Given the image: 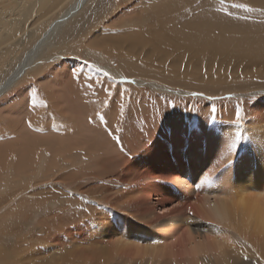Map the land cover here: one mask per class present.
I'll list each match as a JSON object with an SVG mask.
<instances>
[{"label":"rangeland","instance_id":"obj_1","mask_svg":"<svg viewBox=\"0 0 264 264\" xmlns=\"http://www.w3.org/2000/svg\"><path fill=\"white\" fill-rule=\"evenodd\" d=\"M24 1H26L24 3L25 5L20 7L21 5L16 4V0H0V20L6 23L8 19H10L12 20V24H18V26H20L17 32L12 30V33L15 34V37L12 39L15 46L9 48L6 46L0 49V87L15 73L17 66L27 59L26 55L28 52L33 49L36 43L44 36L49 28L48 24L53 22L52 16H55L54 20L58 19L61 12H63L70 3L63 5L61 7L63 11L61 10V12H59L57 10L54 12L56 15L52 14L50 18L45 17L46 14L39 11L40 9L37 7L36 11L33 9L34 12L28 15L30 19L25 14V7L28 6V0H23V2ZM93 1H91L93 2L92 5L91 2L89 3L91 6L88 4V8L85 7V9L82 10V12H87L88 14L80 12L76 16L79 22H77L78 20L75 18V20L73 19L72 21L74 25L69 21V23H67L69 27L67 25L65 28L63 27L56 38L49 43L50 45H46L40 50L36 66L32 68V70L30 68L22 73L23 76L21 75L17 79L13 88L11 87L0 95V244L3 245V247H7L9 244L15 245L18 256H23L24 258L23 264H30L31 260H34V262L38 264H49L48 262L51 264H67L69 260L65 261L66 257L64 255L67 254V251H69L71 247L67 237H70V235H81L86 231V228L88 229V227H92L96 223H104L103 221H105L104 214H101V210L98 209L99 199L94 198L95 196L100 198V202L103 200L105 202L106 199L109 200V202L103 203V206H101L102 209L110 212V217H108L107 220L109 223L107 221L105 222V229L108 232V228L112 227L113 229L114 227L113 230L116 231L117 229V231H119H116L118 234L124 233V231L125 233L127 232L130 226V220L127 216H130V213L131 216H133L134 213L133 211H129L127 215L125 212H116V215L114 212V205H110L112 200L121 202L124 201L125 196L126 201L129 199L127 202L129 207L139 202H146L147 204L157 202L161 204V206H165L160 208L166 209L169 207L171 209H181L182 207L191 208L195 206L198 201L201 202L203 198L201 195L203 194H201L200 197L198 192H196L194 198V194L188 195V198L186 199L185 197V200L182 197V201L181 197L175 195L178 191L172 180L177 179L180 167L177 153L174 152V150L172 151V148H170L172 147V143L168 142L171 139L176 140L177 138L184 141H187L188 138L193 140L194 137L192 136H195L194 133L196 134L198 128H206L208 125H212V121H214L213 124H217V117L221 111L229 110L228 112H231L233 117L238 118L241 117L245 109L247 113L252 114V119H255L261 116V112L264 110V94H255L258 91L264 90V77H261V73L250 78L249 81L242 84V87L237 89H227L221 93L215 94H205L200 89L198 91L197 89H193L197 91V95L188 97H182V88L180 85H175L176 88L172 87L174 93L151 90L148 83L161 84L162 82L153 74L152 76L149 74H137L126 78L125 81H120L118 78L116 79L109 69L119 70L121 68L119 56H117L116 53L104 52L91 45H89L88 48L89 41L98 34V30L109 34L113 32L121 34L126 33V30L129 27H133L136 23L135 20L139 18L135 10L146 11L148 16L151 6L158 0ZM202 1L203 0H194L191 3L192 7H190L191 5L189 6V12H187L186 16V12L180 11L176 14L177 18L183 19L201 14L204 16V14L209 13V16H213L212 19H214L213 21L215 24L217 23L224 26H230L231 24V26H234L238 31H240V29H249L248 34L255 35L257 32L264 35V0H211L212 4L206 7L201 5ZM200 2L201 4H198ZM23 8L24 11L22 10ZM173 8L172 6L171 9ZM116 9L120 13H118ZM201 10L202 13H199ZM173 11H175V9ZM39 12L41 13L39 14ZM23 13L26 16L23 15ZM79 16L82 17L79 18ZM83 16H86V18ZM16 17H18V19ZM214 17L219 19L216 21ZM82 18H84V20ZM22 19L26 21L20 22ZM158 19H155V21ZM27 21L28 24H25ZM179 23L180 22H178V24ZM0 26L5 27L4 25ZM21 26L23 27L21 28ZM135 26L138 27L139 25L135 24ZM169 27L178 28L175 26H168V29ZM140 29L146 32L148 25L144 24ZM22 30H24V34ZM65 30L66 32H64ZM246 30L244 31L246 32ZM77 51L78 53H76ZM72 55L74 57H72ZM59 56L62 58H59ZM88 68L92 72L87 70ZM67 75L68 77H66ZM109 82L113 84L111 93H109V98L104 104V108L103 106L102 108H98L95 105L100 112V117H98V119H92L88 113V106L91 104L90 102H92V99L98 100L100 103L103 102V94H106L108 86H111V84H108ZM137 83H143V85L138 86ZM119 85L129 89V99L123 108L121 121L119 120V123L112 125L109 115L113 107L114 98L116 97V91L120 88ZM186 86L184 89L188 88ZM99 89H103V92ZM96 97L98 99H96ZM200 108L203 109L200 110ZM179 111L185 114L188 113L190 118H196L197 121L199 119L203 121L204 118L205 120L203 122L200 120V122H194L193 119L191 120L188 117L189 121L187 119V121L184 120V122L191 123L189 125L186 123L184 125L186 130L184 129L183 133L182 130H180V133L178 132L179 129L174 125V118H176L177 115L180 117ZM210 118H212V120ZM77 121L81 122L82 125ZM170 125L174 127H171L173 128L172 133L170 131L171 128L167 127ZM189 126L192 127H190L192 131L194 129V132L191 131V133H187L188 130L190 131V129L187 128ZM72 127L75 131L80 127L79 131L85 134L87 132V136L90 130L92 132H98L102 141L106 139L111 145L106 148L104 154L100 152L101 154L94 153V155H88L82 148L68 149L73 145L72 135L68 133H74L71 130ZM173 134L177 135V137ZM164 135L169 140H167ZM34 136L36 137V142L34 141ZM48 136L49 138L52 137L53 140H49ZM87 136H84L85 138L82 139V142L87 141ZM183 136L185 137L183 138ZM93 137L94 136H92V138ZM42 138H45V142H41L43 141ZM160 139L161 141L159 143H168L166 154H159V146L155 143ZM54 140L57 143H55ZM61 141L67 143V146ZM80 141L81 138L79 139V142ZM60 143L62 144L59 151L53 155V151L58 149L57 147ZM23 145L24 148L22 147ZM36 145H38V147ZM188 145L189 143L186 142V148ZM63 148H65L64 151ZM114 148L117 150V154H122L124 156L123 159L115 157L117 154L113 152ZM66 149H68L67 153L65 152ZM53 156L57 158L53 159ZM24 160L27 161V164L28 160H32L31 164L33 165L27 173L21 174L17 171L16 165L21 167ZM51 161L55 163L56 167L51 169L47 175L46 167ZM125 170H131L133 174L135 172L134 175L132 174V178L134 177L133 181L129 177V180L125 178L124 175L120 176V173ZM221 173L222 171L220 170L214 176ZM172 175L176 176L173 178ZM170 177L172 180H169ZM125 179L127 181H125ZM121 180L122 182H120ZM136 181L139 182L137 183ZM171 181L172 183H168ZM144 182L146 183L144 184ZM104 187H107V192L104 191ZM142 188L145 190L143 191ZM87 189H90V191ZM88 191L90 193H88ZM156 194L158 195L156 196ZM152 206L155 207L149 204V206L147 205L144 209H150ZM144 209H142V211ZM118 216H121V218ZM123 220H125V222H123ZM216 224L220 223L217 222ZM51 239L53 242L50 241ZM60 239H63V242H61ZM66 240L68 243L65 242ZM59 243L60 245H58ZM62 254L63 256H61ZM27 256H31L29 260H26ZM21 257H19V259ZM58 258L60 260L62 259L64 263Z\"/></svg>","mask_w":264,"mask_h":264},{"label":"bare ground","instance_id":"obj_2","mask_svg":"<svg viewBox=\"0 0 264 264\" xmlns=\"http://www.w3.org/2000/svg\"><path fill=\"white\" fill-rule=\"evenodd\" d=\"M16 1L17 5H21L20 7L25 5L24 3L26 2H23V0ZM91 1L93 0H28V6H24L26 8L25 14L28 18H30L28 15L36 11L37 7L40 9L39 11L46 14V16L44 14L45 17L50 18V15L54 14L57 10L61 12V7L63 5L70 3L66 8L64 6L65 10H62L63 12H61L60 16L58 15V19L54 20L55 16H52L53 22L48 24L49 28L44 36L36 43L33 49L28 52L26 55L27 59L25 61L23 60L24 62L17 66L15 73L5 81V83L8 80L10 81V87L8 89L11 87L13 88V85L22 73L30 68L32 70V68L36 66L40 50H42L44 46L50 45L49 43L56 38L58 33L62 31V28H65L69 21L72 22L74 18L77 19L76 16L82 12L85 7L88 8L87 5ZM193 1L194 0H158L154 2L153 6H151L148 16L146 11L135 10L139 17L135 20V24L139 25L138 27L134 24L133 27H129L124 34L114 32L109 34L98 30V34L89 41L88 48L89 45H91L104 52L116 53L117 56H119V59L121 60V68L119 70H110L108 68L116 79L118 78L120 81H125L126 78L137 74H149L151 76L153 74L162 82L161 84L148 83L151 90L174 93L172 87L180 85L182 88V97L196 96L199 89L205 94L221 93L227 89L231 90L242 87L244 82L249 81L250 78L255 77L259 73H261V77H264V35L257 32H253L255 35L248 34L249 29H240V31H238L234 26L232 27L231 24L230 26L215 24L213 21L214 19H212L213 16H209V13V15L206 13L204 16L201 14L183 19L177 18L176 14L180 11H183L184 13L186 12V16L187 12H189V6ZM93 2H91V5ZM198 4H201V2ZM211 4V0H203L201 5L206 7ZM172 6L174 7L173 9H171ZM190 7H192V5ZM33 9L35 10L33 11ZM174 9L175 11H173ZM22 10L24 11V8ZM202 10L199 13H202ZM40 13L41 12H39V14ZM25 14L23 13V15ZM84 14L88 13L85 12ZM18 17L16 18L18 19ZM81 17L82 16H79V18ZM83 17L86 18V16ZM82 19L84 20V18ZM155 19L158 20L155 21ZM215 19L217 21L219 18ZM22 21L23 19L20 22ZM24 21L26 20L24 19ZM28 21L25 24H28ZM77 22H79V20ZM178 22L180 23L178 24ZM166 23L168 26H175L178 28L169 27V30ZM144 24L148 25L146 32H143L144 30L142 31L140 29ZM0 25L5 26H0V49L6 46L7 48L15 46L12 40L15 37V34L12 33V30L17 32V29L20 26H18V24H12V20L10 19H8L6 23L3 20H0ZM22 27L23 26H21V28ZM244 30H246V32ZM22 31L24 34V30ZM64 32H66V30ZM76 53H78V51ZM60 57L61 56H59V58ZM72 57L74 56L72 55ZM87 70H89V68ZM66 77H68V75ZM110 82L108 84H111ZM5 83L0 87V91L6 89L7 84ZM184 84L185 86L187 85V89H184ZM112 85L113 84L108 86L107 93L103 94L104 98L102 103L95 99L91 100L92 102H90L91 104L88 106V113L92 119H98V117H100L98 108H102V106L104 108V104L109 98V93H111ZM137 85L142 86L143 83H137ZM193 89H197V91ZM128 92L129 89L122 85L116 91V97L114 98L113 107L109 115L110 123L112 125L119 123V120L121 121L124 110L123 108L129 99ZM255 94H264V90L258 91ZM97 97L96 99H98ZM95 105L98 108L95 107ZM202 109L200 108V110ZM228 111H221L218 114L217 124H213L214 121H212V125H208L203 129L198 128L196 134L194 133L195 136H192L194 137L193 140L188 138L187 141H184L177 138L176 140L171 139L172 141L170 140L168 142L172 143V147H170L172 148V151L174 150V152L177 153L180 167L177 179L172 180L171 177L169 178V180L171 179L173 184L177 187L178 192H176L175 195L181 197L182 201V197L185 200V197L187 199L188 195L194 194V198L196 196L195 193L198 192L199 196L203 194L201 195L203 198H200L201 202L196 198L198 202L191 208L181 206V209H171L170 207L166 209L160 208L165 206H161V204H158L157 202L150 201L151 203H149L148 201L149 204H152L155 207L152 206L150 209H144V207H147V205L149 206V204L146 202H139L135 205H130L129 207L127 205L129 199L127 198L128 201H126L125 196L124 201L121 202L119 200V202H117V200H112L110 205H114L115 213L125 212L127 215L129 211H133L134 213L133 216H131V213L130 216H127L130 220V226L127 229V232L125 233L124 231V233L118 234L117 232L119 231H117L116 227L115 229L117 232L113 230L114 227L113 229L110 227L112 230L108 228V232L105 229V222L108 220V217H110V212H107V210L105 211L101 206H103V203L109 202V200L106 199L105 202L104 200L100 202V198L95 196L94 198L99 199V203L97 202L99 206L98 209L101 210V214H104L105 221H103L104 223H96V221V224L94 223L95 225L88 227V229L86 228V231L81 235L67 234L70 235V237L67 238L71 247L69 251H67V254L64 255L66 257L65 261L69 260V264H264V110L261 112V116L256 117L255 119H252V114L247 113L245 109L243 110L241 117L238 118L233 117L232 113ZM179 114L180 117L177 115V117L174 118V125L179 129L178 132L181 133L180 130H182L183 133L186 128L184 125L186 123L188 125L191 123L184 122V120L187 121L188 117L190 118V115H188V113H181V111H179ZM190 119L192 120L193 118L191 117ZM195 119H193L194 122L201 121L200 119V121ZM210 119L212 120V118ZM204 120L205 118L203 121ZM77 122L81 124L82 119L81 122ZM173 126L170 125L167 127L171 128ZM190 127L191 126L187 127L190 129V131L187 129V133H191L192 127ZM173 128L170 130L171 133ZM79 129L80 127L75 131L72 127L71 130L74 132L73 134L67 131L72 135L73 144L72 147H69L68 149L82 148L88 155H94V153L100 152L104 154L106 148L111 145L106 139L105 141H102L98 132H92L90 130L87 136V132L85 134L84 132L79 131ZM192 132H194V129ZM84 136H87L86 142H82V139L85 138ZM92 136H94V139ZM175 136L177 137V135ZM184 137L185 136H183V138ZM35 138L36 137L34 136V141ZM51 138L52 137H50L49 140H53V138ZM80 138L81 141L79 142ZM42 140L43 141L41 142H45V138H42ZM160 141L161 139L155 143L159 146V154H166L168 143L162 144V142L159 143ZM186 142L189 143L187 148L185 146ZM62 143L59 144L60 146L58 145L56 151H53V155L59 151ZM64 145L67 146V143L64 142ZM36 146L38 147V145ZM22 147L24 148V145ZM68 149H66V153L68 152ZM64 150L65 148H63V151ZM116 151L117 150L114 148L113 152L117 154ZM115 157L118 159L124 158L122 154H117ZM56 158L53 156V159ZM31 163L32 160H28V164L27 161L24 160L21 164L22 168L16 165V169L21 174L27 173L33 165ZM55 167L56 165L54 162H49L46 167L47 175L51 169ZM220 170L222 173L214 176ZM121 173L120 176L124 175L125 178L128 179L129 177L132 181L134 180V177L132 178V176L135 172L133 174L131 170H125ZM175 176H173V178ZM166 180L169 181L168 179ZM125 181L127 180L125 179ZM172 181L168 183H172ZM120 182H122V180ZM145 183L146 182H144V184ZM106 188L104 189L105 192H107ZM87 190L90 191V189ZM144 190L145 189H143V191ZM89 191L88 193H90ZM157 195L158 194H156V196ZM142 209L144 210L142 211ZM118 217L121 218V216ZM123 222H125V220H123ZM217 222L220 224H216ZM60 240L63 242V239ZM50 241L53 242L52 239ZM65 242H67V240ZM58 245H60V243ZM61 256H63V254ZM19 257L21 256H18L15 245L9 244L7 247H3V245L0 244V264H23V256L20 259ZM30 257L31 256H27V259H25L29 260ZM33 262L34 260H31V263L29 261L30 264H33ZM48 263L51 264L50 262ZM34 264L38 263L34 262Z\"/></svg>","mask_w":264,"mask_h":264},{"label":"water","instance_id":"obj_3","mask_svg":"<svg viewBox=\"0 0 264 264\" xmlns=\"http://www.w3.org/2000/svg\"><path fill=\"white\" fill-rule=\"evenodd\" d=\"M5 84H7L6 86V89H2L1 91H0V93H3L5 90H7L9 87H10V81L8 80Z\"/></svg>","mask_w":264,"mask_h":264}]
</instances>
